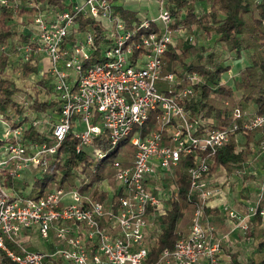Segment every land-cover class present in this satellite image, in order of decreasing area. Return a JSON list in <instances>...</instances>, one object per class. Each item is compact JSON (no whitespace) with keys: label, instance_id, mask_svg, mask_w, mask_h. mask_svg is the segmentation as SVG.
I'll return each instance as SVG.
<instances>
[{"label":"built area","instance_id":"2783aa9c","mask_svg":"<svg viewBox=\"0 0 264 264\" xmlns=\"http://www.w3.org/2000/svg\"><path fill=\"white\" fill-rule=\"evenodd\" d=\"M156 1V17H139L127 27L114 14V0H67L69 7L63 10L40 0H0V8L12 12L11 28L18 32L1 47L2 52L21 62L34 61L38 74L29 78L41 79L46 74L51 84L50 107L45 113H25L30 121L15 128L0 115L4 125L0 137V263L145 264L148 214L165 216L167 203L179 196L178 168L188 175V201L194 205L189 230L152 264H232L223 250L230 234L238 230L250 241V220L257 215L264 226V174L257 182L253 203L243 212L223 203L229 226L226 233L218 234L206 214L209 201L222 193L210 177L212 156L232 138L238 151H243L238 137L254 132L259 135L257 146H250L264 154V114L254 104L241 106L242 91L235 89L236 76L230 74V68L219 81L226 88L222 77L229 74L234 84L227 89L241 91L230 121L218 126L204 117L205 109L193 114L189 105L205 78L183 70L178 62L172 72L162 74V69L163 56L176 47L178 39L194 46L195 35L192 28H174L176 21L166 7L167 0ZM253 1L256 5L264 2ZM24 6L32 12H23ZM79 15L96 22L101 33L81 29ZM213 49L219 53L222 47ZM259 49L264 54V43ZM175 53L179 55L181 50L175 48ZM215 97L211 92L210 98ZM30 126L38 127L46 137L51 135L53 143L26 141L23 132ZM70 131L78 141L76 153L94 163L106 161L107 150L121 140L133 147L127 163L119 158L121 152L109 158L113 198L104 202L81 193L89 179L76 169L73 187L65 189L53 181L49 192L39 198L5 185L6 178L22 180L31 169L44 174L50 157ZM101 136L107 150L93 145ZM159 177V183L153 185L151 180ZM106 180L96 186L100 192L107 187ZM31 230L50 242L52 249L29 250L26 232Z\"/></svg>","mask_w":264,"mask_h":264},{"label":"trees","instance_id":"16d2710c","mask_svg":"<svg viewBox=\"0 0 264 264\" xmlns=\"http://www.w3.org/2000/svg\"><path fill=\"white\" fill-rule=\"evenodd\" d=\"M26 1L28 0H23L25 3ZM40 1L54 9L63 10L69 7L66 5L67 0ZM202 1H206L209 5L208 11H196L194 0H167L166 7L175 17L174 28L179 25L193 26L195 30L205 32L204 39L212 35L215 36L216 40L211 46L212 50L203 46L195 48L185 40L178 41L175 48L180 49L181 54H176L174 47L167 51L163 56L162 74L174 71L175 64L178 62L183 70L202 75L206 83L196 87V96L189 108L192 109L193 114H198L205 109L204 117L212 119L218 126L227 124L230 121L235 101L233 90L219 85L221 74L229 70V66L226 65L227 60L222 58L219 53H215L213 49L216 43H221L223 50L227 49V52L232 53L235 57L245 54L248 61V65L240 71V77L235 81V89L242 91L241 106L254 104L256 111L264 114V54L259 49L264 43V25L262 24L264 2L256 5L253 0ZM29 11L32 12V9L23 8V12ZM114 14L125 21L127 27L131 26L133 21H137L133 11L120 5H115ZM77 20L81 29H92L97 33L102 31L96 22L83 17V15H79ZM12 21V12L0 8V115L3 117V121L11 125V128H15L21 122L30 121V117L25 113L30 112L31 115L38 116L46 112L50 107L47 99L51 94V84L49 76L44 74L35 85H29L27 83L29 76L38 74L36 63L34 61L21 62L2 52L1 47L8 44L18 33L17 30L11 28ZM187 58H189L188 61H186ZM15 75L24 82V85H17L18 80ZM42 92L46 96L44 100L39 97ZM211 92L216 94L214 99L210 98ZM224 101H227V104H224ZM150 125L153 124L150 123ZM23 138L28 142L46 141L48 145L53 143L51 135L44 136L40 129L34 126H30L23 132ZM77 145V139L71 131L68 132L55 155L50 157L48 169L44 174H38L31 169L32 172L28 178L25 177L18 181L6 178L5 185L22 192L26 190L27 185H30L29 196L39 198L49 192V185L53 181H58L65 189L73 187L78 176L76 170H79L85 173L89 179V183L83 185L80 192L101 201L105 195L98 191L96 186L104 178L113 179L110 159L117 157L121 152L119 158L127 163L132 158L134 149L124 139L119 142L117 147L109 150L105 137L101 136V138L93 140V145L102 150L108 149V159H110L94 163L89 157L76 153ZM245 158V153H235V144L231 139L212 156L214 163L211 166V171H216L218 168L229 170L232 164L244 161ZM189 159V163H191V158ZM74 169L76 170L74 171ZM175 182L180 189L179 196L169 202L167 215L158 220L161 233L157 240L150 245L145 264L156 262L164 249H173L175 242L187 235L186 229L194 205L188 201L189 180L183 169L176 170ZM257 224H259L258 215L254 217L253 221V225L257 226ZM258 234L255 226L247 232V236L251 238ZM27 248L29 250L36 249L31 245H28ZM260 253L264 254L263 247H260ZM231 254L233 264H244L240 261V254L237 250L231 251ZM245 264H264V258L257 261L250 260Z\"/></svg>","mask_w":264,"mask_h":264},{"label":"crops","instance_id":"0c3cea01","mask_svg":"<svg viewBox=\"0 0 264 264\" xmlns=\"http://www.w3.org/2000/svg\"><path fill=\"white\" fill-rule=\"evenodd\" d=\"M117 1H115L116 5H118ZM194 1H195L196 11H198L197 5L202 7L203 12L209 10V5L207 4L206 1H202V0H198L197 2L196 0ZM122 3H124L125 5V6L122 5V7L133 11L136 14L137 19L139 17L150 19L154 16L151 13L149 16H147V14L144 15L143 13H141L139 9H141L142 7H140L138 4H135V7L134 6L132 7L131 5L128 4L126 0H122ZM200 3L202 5H199ZM186 28L193 29L195 39H196V44L194 45L195 48L202 47V46L207 48L208 46H211V42L214 43L216 40V37L213 35L209 36L207 39H204L203 36L205 35V32L204 31L200 32L199 30L198 32L197 30L194 29L195 27L193 26L186 27ZM202 38H203V41H200V39ZM181 40L182 39H178V41H181ZM219 44L221 45V43H216L217 46H219ZM188 60L189 58H187L186 61ZM227 65L230 68L229 70L230 74L233 76H236V74H233L231 72V66L229 65V61L227 62ZM247 65L248 63L244 65L240 71L245 69ZM240 71L238 72L240 73ZM31 79L32 80L35 79L36 81L38 80L37 77L33 78V76ZM222 79L225 82V85H227L226 88L228 87L233 88L234 83L232 82V79L229 77V74L227 75V77L223 75ZM240 92L241 91L238 92V90H235V89L233 90L234 100L236 99L237 94L238 93L240 94ZM0 125L2 126L1 120H0ZM2 132L3 130L0 132V137L2 135ZM258 136L259 135L256 132L251 133L247 137H243L240 135L238 137L239 143L241 145H244L243 151H241L240 153L246 154L245 160L241 162H237L236 164H232L229 170L225 168H218L216 171L210 172V177L213 179L215 185L219 186L222 189L221 195L212 198L209 201V206L206 208V214L208 218L210 219V221L215 224L218 234H224L229 230V226L227 225L225 221V215L223 212L224 202L228 203L234 210L238 212H243L249 204L253 203L255 199V195L257 192V182L260 181L262 175L264 174V154H259L257 150L251 148L250 146L252 144L254 146L255 145L257 146L258 141L256 140L258 139ZM232 140L234 141V144H235V153H239L235 139L232 138ZM237 170L242 171L243 174L238 175L236 173ZM31 172H32L31 170L26 171L24 174L25 177L28 178L31 175ZM151 181L153 185L154 183L157 184L160 181V177L157 180L152 179ZM106 182H107V187L103 186V188L101 189L103 191L101 193L105 195V197L101 201H104V202H107L108 199L113 198V196L115 195V192L112 191L114 189L113 188L114 181L107 178ZM169 206L170 204L167 203V210H166L167 213L169 210ZM160 218L161 217H154V215H152L151 213L148 214V220L150 222V226L146 230V240H145L146 247L148 248V250H150V245L157 240V237L161 233L160 224L158 223V220ZM190 218H191V215L189 217V225H190ZM253 221H254V218L250 220V226L252 227V229L255 226V228L258 230L259 234L256 237H252V238L250 237V241H246L243 239L242 233L237 230V231L232 232L230 234L229 240L223 244L224 252L230 255L231 258H232L231 251L237 250L240 254V261L244 264L250 260L257 261V260L264 258V254L260 253V247H263L264 249V241H263L264 240V226L260 218H259V224H257V226L253 225ZM189 225L187 226V229H186L187 233L189 230ZM33 232L37 233L35 230L26 232L27 236L30 237V239L26 243V246L37 245V244L35 245L33 244L34 243L33 237H32ZM53 235L54 234L51 233V240L54 238ZM37 248L38 249H35V250L50 251L52 249V245L50 242L44 241V245L38 244ZM59 262L61 261H57L54 263H59ZM47 263L51 264L50 261H48ZM232 264H233V261H232Z\"/></svg>","mask_w":264,"mask_h":264},{"label":"rangeland","instance_id":"374dc122","mask_svg":"<svg viewBox=\"0 0 264 264\" xmlns=\"http://www.w3.org/2000/svg\"><path fill=\"white\" fill-rule=\"evenodd\" d=\"M126 1H127L128 4L131 5L132 7H133V6L135 7V4H138L140 7H142L141 9H139V11H140L141 13H143L144 15L147 14V16H149L150 13H151V14L154 15L153 18L156 17V15H157V11H158V10H157V9H158V3H157L156 0H126ZM117 3H118V5H120V6L124 5V3H122V0H121V1L118 0ZM132 4H133V5H132ZM142 4H143V5H142ZM199 5H202V4L200 3ZM124 6H125V5H124ZM197 8H198V11H202V10H203L201 6H198V5H197ZM200 41H203V38L200 39ZM212 43H213V42H211V45H213ZM217 45H218V44H217ZM219 46H221V45L219 44ZM222 47H223V46H222ZM222 50H223V49H222ZM222 50H221V52H219V53L221 54V57L224 58V59H226L227 61H229V65L231 66V72H232L233 74H236V78H239L240 75H239V72H238V71H240V70L242 69V67L248 63L245 54H244V55L241 54V56H239V57H235L232 53H230V55H229V54L227 53V49H225V50H226L225 52H224V50H223V51H222ZM228 58H229V59H228ZM14 61L16 62V60H14ZM15 76H16L15 78H17L16 80H18L17 85H18V86H22V85H24V82L21 81V79H18V76H17V75H15ZM224 76L227 77V74H224ZM35 81H36L35 79L32 80L31 78H28L27 83H28L29 85H30V84L35 85V84H36ZM39 97H40L41 100H44V99L46 98L44 92H42V93L39 95ZM1 123H2V122H1ZM3 128H4V125H3V124H2V126L0 125V132L2 131ZM112 180H113V179H112ZM30 191H31V186H30V185H29V186L27 185V188H26V194H29ZM32 237H33V242H34L33 244H34V245H35V244H37V245H38V244H42V245H44V241L41 239V237H40L39 234L33 232V233H32ZM6 242H7V241H6ZM37 242H38V243H37ZM37 245L34 246L36 249H38V248H37ZM40 249H41V248H40ZM44 249H45V248H44ZM0 264H2V263H0Z\"/></svg>","mask_w":264,"mask_h":264}]
</instances>
